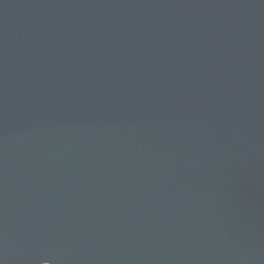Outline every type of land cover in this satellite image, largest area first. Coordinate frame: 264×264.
I'll return each instance as SVG.
<instances>
[{
  "label": "water",
  "instance_id": "95a60500",
  "mask_svg": "<svg viewBox=\"0 0 264 264\" xmlns=\"http://www.w3.org/2000/svg\"><path fill=\"white\" fill-rule=\"evenodd\" d=\"M0 264H264V0H0Z\"/></svg>",
  "mask_w": 264,
  "mask_h": 264
}]
</instances>
